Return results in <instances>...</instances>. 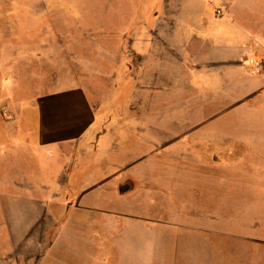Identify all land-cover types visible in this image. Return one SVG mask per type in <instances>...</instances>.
<instances>
[{"label": "rangeland", "instance_id": "1", "mask_svg": "<svg viewBox=\"0 0 264 264\" xmlns=\"http://www.w3.org/2000/svg\"><path fill=\"white\" fill-rule=\"evenodd\" d=\"M178 1L0 0V264H42L67 222L98 223L72 232L99 264H264V48L154 35L222 15ZM78 89L90 127L43 146L38 104Z\"/></svg>", "mask_w": 264, "mask_h": 264}, {"label": "crops", "instance_id": "2", "mask_svg": "<svg viewBox=\"0 0 264 264\" xmlns=\"http://www.w3.org/2000/svg\"><path fill=\"white\" fill-rule=\"evenodd\" d=\"M178 3L184 7L218 6L222 15L217 20L209 14L200 13L162 15L159 18L164 19L160 22L164 21L167 24L161 25L160 29L157 26L158 30H155L154 35H161L162 38L164 32L162 27H169L173 33L177 29L181 30L179 32L187 33L186 37L193 42L188 41L183 43L184 45H203L210 42V39H215L212 44H216L218 48L217 60L224 64L227 61L237 62V55L243 53L242 45L246 43L244 39H250L248 47L254 44L256 47L264 48V0H179ZM248 10L252 14H249ZM205 21L209 24L200 29ZM137 33L140 38L151 35V31L146 28L138 30ZM37 112L39 114L37 135L43 146L51 142L76 140L91 124V107L86 95L79 89L61 94L55 101L44 100L38 104ZM97 225V222H67L61 228L63 232L49 245L42 264H70L67 261L74 262L73 264L105 263L107 258L99 259L97 249L99 244L93 239L95 237L93 234L87 233L84 239L75 237L78 233H73L75 230L90 232ZM118 261L125 262L119 257Z\"/></svg>", "mask_w": 264, "mask_h": 264}]
</instances>
